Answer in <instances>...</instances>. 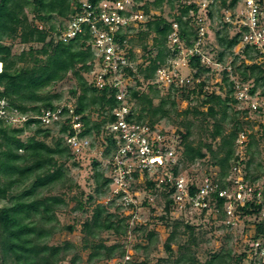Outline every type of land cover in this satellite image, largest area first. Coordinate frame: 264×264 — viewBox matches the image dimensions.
<instances>
[{"label": "trees", "instance_id": "trees-1", "mask_svg": "<svg viewBox=\"0 0 264 264\" xmlns=\"http://www.w3.org/2000/svg\"><path fill=\"white\" fill-rule=\"evenodd\" d=\"M71 1L0 0V62L2 63L0 87L3 88L0 96L6 97L9 104L21 112L37 115L41 113V110L55 107L53 99H58L59 96L56 93H49L46 88L62 81L69 73L75 81V85L69 92L76 98L75 111L80 115L84 126L82 135L95 139L100 136L104 125L114 121L115 117L111 114V110L117 105V101L114 89L109 87L98 89L93 82L88 83L85 79L84 74L91 70L94 58L89 44V34L87 32L79 34L68 42L58 40L54 43L52 38L46 41L48 34L53 33L57 36L63 30L62 20H67L73 12ZM135 1H144V4L139 7L146 15H149L151 4L159 7L166 1L170 8H173L176 2L178 13L173 15V21L178 24L180 42L184 46H191L196 40L192 24L199 6L194 1L153 0L150 4L148 0ZM218 1L224 9L233 10L240 0ZM24 6L30 9L32 15L30 19L24 14ZM211 6L208 7L207 17L212 15ZM54 18L61 19L57 26L53 22ZM37 23L43 26L40 28ZM172 23L162 15H153L144 22V28L138 31L141 40L150 36L151 44L143 45V49H147L148 56L136 64V73H132L128 68L125 69L134 81L133 87L129 88L130 98L140 104L138 109L133 107L130 109L128 120L140 123L147 118L148 123L153 125L169 115L168 109L165 108V100L169 94L159 97L157 89L151 84H146L148 90L155 96L157 95L158 102L155 105L152 97L140 92L137 87L141 86L142 82L151 80L156 70L178 52L177 46L169 48L167 45ZM223 24V29L215 32V41L220 48L216 60L222 62L225 55H233L231 65L234 73L240 80L253 84L251 93L258 90V95L264 97V64L252 62L257 54L250 47L245 46L242 49L243 57L239 53H233L232 49L241 40V33L236 32L233 36H229L225 30L228 24L227 22ZM117 36L123 38L121 35ZM5 39L18 40L19 43L29 46L27 50L23 49L18 53H13L12 44H5L3 42ZM39 44L41 46L37 47ZM129 54L133 58V53ZM239 57H241L239 66H234L235 60ZM245 60L251 63H245ZM188 65L195 69L194 77H199L210 69L209 66L201 63L199 55L189 58ZM222 74L224 85L227 87L225 95L222 97L215 92L206 94L200 103L201 106L206 105L205 111L194 106L176 113V103L174 100L170 101V110L176 115L202 116V123H205L206 116L211 118L209 137L212 140L218 138L215 149L211 144L203 143L200 139L195 143L190 138L191 123H184L185 131L181 134L180 142L182 146L180 163H194L208 152L211 155V164L219 167L218 179L222 186H224L223 179L227 176L228 170L236 162L243 163L244 180L251 184L258 179L255 170L260 168L259 162L251 168L253 157L257 153L258 142L253 137L254 135L249 133L248 142H245L244 147L247 159L239 160V156L235 154L236 140L246 131L237 114H245L247 110L229 113L231 110L229 103L237 101L232 95L233 82L229 80L227 72L223 71ZM203 85V82H200L197 91L193 88L188 92L183 91L184 88L181 86L179 88L170 86L169 93L172 89L180 91V98L186 100L195 92L200 95ZM93 112L97 114L99 121L90 120ZM32 122L35 124L33 129L30 128ZM226 125L229 126L226 127ZM26 129L33 130V133L22 139ZM64 132L65 127H60L58 133ZM49 136L51 144L46 142ZM63 142L60 136L52 137L50 128H43L38 121L29 120L21 127H11L0 121V264H59L69 255L73 256L70 264H75L78 259V254L72 252L76 249L73 242L64 240L57 244L49 243L51 236L60 230L56 212L59 207L66 205V202L61 195L42 194V190H48L55 185H63L68 180L66 163L68 159L73 158V155ZM109 150L110 147H107L105 154ZM71 163L72 165L78 164L75 159H72ZM92 164L94 192L102 195L107 190L110 179L97 169L98 162L93 161ZM176 167L177 165L172 168L173 172L177 170ZM133 175L137 177L136 173ZM145 183L146 188L155 190V182L146 180ZM195 189L194 185L190 186L191 192ZM170 191L172 192L173 189L171 188ZM261 194L263 197L261 203L253 201L238 208L239 217H251L261 211L264 206V183H262ZM164 197H167L165 211L169 215V207L173 204V200L168 197V194ZM92 199L91 196L88 197V201ZM223 205L224 199L217 198L215 207L222 223L226 217ZM78 207H81V203H78ZM117 208L120 209L121 205L118 204ZM128 217L120 212H109L106 205L96 204L94 206L90 216L81 223V233L86 241L82 248L89 249L88 260L93 258L109 260L125 256L124 243L116 239L112 244H106L99 235L102 232H110L117 237L125 236L129 229ZM161 219L165 217L162 216ZM170 222L171 224L166 225L170 231L164 241L165 247L174 243L177 235L182 234L188 237L177 244L178 253L175 258H159L156 264H251L246 259L248 248L246 244L243 252L239 254L233 253L231 249H220L209 253L203 261L199 260L195 251L198 245L195 235L196 227L182 220L175 219ZM255 228L250 239H254L262 231L263 224L256 223ZM139 230L141 231L142 227H139ZM155 236L156 231L154 230L146 232L147 245L154 241ZM145 247L147 246H143ZM131 264H147V262L132 260Z\"/></svg>", "mask_w": 264, "mask_h": 264}, {"label": "rangeland", "instance_id": "rangeland-1", "mask_svg": "<svg viewBox=\"0 0 264 264\" xmlns=\"http://www.w3.org/2000/svg\"><path fill=\"white\" fill-rule=\"evenodd\" d=\"M153 0H148L149 4ZM183 1V0H181ZM198 6V2L200 0H192ZM260 5V9L262 12V16H264V0H257ZM141 5L144 4V1H140ZM242 0H240L237 5L233 8V10L224 9L219 4V1L214 0V2L210 5V10L212 12L211 17H207V11L201 12L200 15L204 17L203 21L199 24L203 28V31H206V37L202 40L201 49L203 52V60L202 62L204 65L210 67L209 71L202 73L199 77H194L193 74L195 73L194 68H190L188 65V57H183V53L177 52L174 57L167 59L164 64L175 67V71L182 77L188 78L192 82H188L181 85H163V84H156L154 83V79L147 80L142 82V85L137 87L140 89V92L147 94L149 97H152L153 104H157L158 99L157 95L155 96L153 92L149 91L146 84L153 85V88L157 89L159 97H165L169 94V97L166 98L165 108L168 109L169 115L157 121L155 124L150 125L148 123V119H144V121L140 122L141 124L152 128L154 134L160 132L161 146L162 151H173L174 156L177 159V170L173 172L175 177H182L184 182L188 183L189 185H194L198 188L203 180L207 178L209 181L213 183H219V167L216 165L211 164L212 159L210 158L211 155L206 152L205 156L202 159L196 160L194 163L182 164L180 163L181 154H182V146L181 142V134L184 133V123L190 122L191 134L190 138L193 142H197L198 139L201 142H207L211 144L212 148L215 149L217 144V139L212 140L209 137V130L212 119L207 117L205 118V123H202L201 117L194 115H188L184 117L182 115H176L175 112L170 110V101L174 100L176 103L175 109L176 113L180 112L181 110L187 107H197L198 109L205 111L206 105L201 106V101L206 94H210L211 92H215L220 94L222 97L225 95V91L227 87L224 85L223 82V74L222 72H227L224 67L231 66L229 72H231L230 76L227 72L228 78L233 77V79H239L234 73V68L231 65L233 55H225L223 57L222 62H218L216 60V56L220 48L216 44L215 41V32L217 30H222L224 27L223 22H225V17L227 15H231L232 19L235 20V16L237 11L241 7ZM150 12L147 17H143L141 21L137 24H133L132 27L129 29H122L121 33L128 35V41L125 47V52L133 53V58L130 57L129 61L127 62L126 67L132 71V73H136V64L143 61L147 55V49H143V45L151 44L150 36L141 40L138 35V31L144 28V22H146L149 18H152L153 15H162L168 21H173V15L177 14V3L174 2L173 8H170L169 4L164 1L159 7H155L154 5H149ZM234 12V13H233ZM24 14L27 16L28 19L31 18V12L29 7L24 6ZM199 13H197L198 15ZM228 17V16H227ZM195 19V18H194ZM61 21L59 18H54L53 22L57 26L58 23ZM66 19L62 20V28L65 27ZM194 21V20H193ZM228 25L225 27L229 36H233L236 32H240L238 27L234 24L227 23ZM195 25V24H194ZM38 27H42L41 23H37ZM193 26V25H192ZM62 32V31H61ZM60 32V34H61ZM55 34H48L46 41L52 38L53 42L59 40L61 35ZM5 44H12V52L18 53L21 50H27L28 44L19 43L18 40L12 41L10 39L3 40ZM91 46V43H89ZM167 45L169 48L170 45ZM41 46V44L37 45V47ZM92 48V46H91ZM173 48V47H172ZM244 48V47H243ZM238 48L236 45L233 49V53H239L241 57L242 49ZM181 50V49H180ZM179 50V51H180ZM255 54V53H254ZM239 57L235 60L234 66H239L240 59ZM264 58V57H263ZM254 59H252L253 62ZM92 68L88 73H85V79L88 83L94 82L96 76L98 74H102L104 72V67L100 65L97 61L96 57L92 61ZM245 63H251V61L245 60ZM228 68V67H227ZM125 71H121L117 77H123ZM127 72V71H126ZM138 77H140L138 75ZM108 80H111V76L107 77ZM133 77L130 75L126 77V79L122 80L121 83L129 82ZM142 80L141 78H139ZM133 79L129 82V88L133 87ZM200 82H203L202 86V93L198 95L196 92L191 94L188 99L184 100L180 98V91H175L172 89L169 93L170 86L179 88L180 86L184 88L183 91L188 92L189 90L195 88V91L199 89ZM131 83V86H130ZM75 85V81L71 78L70 74L68 73L66 78L62 81L56 82L46 88L47 91L51 94H58V99H53V103L55 105H60L66 103L67 105L75 106L76 105V98L75 96H71L69 90L73 88ZM109 86V85H108ZM182 89V88H181ZM258 93L259 91L256 90ZM234 97V93H232ZM125 99L128 101V106L130 109L140 107L135 99L130 98V90L127 91ZM235 99V97H234ZM263 104V103H262ZM230 111H242L246 110V106L244 103L237 101L236 103H229ZM28 114H32L30 112H25ZM237 117L240 121H242L243 128L246 132L243 134L242 144L236 143L235 145V154L239 156V160L247 159L245 157V142H248L249 137L247 136L249 133L254 135L255 140H257V153L253 157V163L251 168L256 166V163L259 162L260 168L258 167L255 170L258 179L253 182L249 183L247 180H244V165L243 163L236 162L235 165L228 170L227 176L223 179V185L226 186L231 193H235L237 191H245L247 189H259L260 200L256 203L262 202V194L261 188L262 183H264V109L253 110L249 111L247 109V113H238ZM63 120V119H61ZM91 121H99L97 114L93 112L90 116ZM110 124L108 123L104 125L103 131H101L100 136L93 139V137L84 135L88 137V140L91 142L90 150L85 148V151L81 153L75 154L71 151L73 155L72 159L78 162L77 165H72V159H68L66 166H67V182L63 185H55L48 190H42V194L49 193L54 195H61L63 196L66 205H63L58 208L56 215L59 221L60 230L54 233L51 238L49 239L50 244H57L64 240H69L73 242L76 246L72 252L78 254V259L75 261V264H131L132 260H137L138 262L145 260L147 264H156L159 258H166V259H173L177 256V244L179 242H183L188 236L187 235H177L175 237V242L170 244L169 247L164 246L165 238L167 237L170 228L166 225L170 221L173 220H182L183 222H189V224L196 227L195 235L197 237V247L195 249L196 256L199 260L203 261L211 252L218 251L220 249H231L233 253L239 254L243 252L244 245L250 239L251 235L255 232V222L258 220L257 215H253L251 217H239V210L242 205H231V210L233 216L230 218L232 219V224L227 225L226 221L227 218L225 217L224 223L221 222L220 214L215 211L210 210H198L192 208L186 198L179 200L177 198L176 190L170 191L172 188V183H162L157 181V185L155 186V190L152 191L150 188H146V180H156L153 176V172L156 170L151 171H143L138 168L135 163L136 161L133 160L134 165L132 170H130V174L126 177L125 183V190L133 196L132 198L135 200V206L123 204L124 201L120 198V196L112 193V190L115 188V185L111 183L108 184L107 190L102 195H97L94 192V180H93V173L94 167L92 162H98V170H101L105 177H108L110 180L114 178L115 172L112 170L111 165H108L109 157L112 155L110 154L111 147L110 143L112 134L109 131ZM62 122L54 124L43 125V128H50L51 136L52 137H62L65 138L66 133H58V130L62 126ZM206 125L208 127H206ZM11 127H21L23 124L15 123L8 125ZM35 124H30V128L33 129ZM229 125H226L228 127ZM84 128V126L82 125ZM33 133V130L26 129L24 134L22 135V139H25L27 136ZM109 141V142H108ZM47 143L51 144L50 136L46 140ZM64 143V142H63ZM114 143V142H113ZM65 144V143H64ZM110 147V150L107 154H105V149ZM179 161V162H178ZM175 165V166H176ZM134 170V171H133ZM134 173L137 174V177H134ZM173 176V178H174ZM156 178H158L156 176ZM228 183V184H227ZM156 184V183H155ZM242 188V189H241ZM171 192V193H168ZM168 194V197L172 198L173 204L169 207V215L165 211V202L166 198L164 195ZM91 196L93 199L88 201V197ZM78 203H81V207H78ZM96 204L106 205L108 207L109 212L113 213H121L124 216H129L127 222L129 224V229L125 236L117 237L110 232H102L99 237L105 241L106 244H112L118 239L121 243L125 244L127 255L129 256L128 260L124 259L123 257H115L109 260L105 259H90L88 260V252L89 249L82 248L86 241L83 239V235L81 233V223L85 220V218L89 217L92 209ZM118 204L121 205V208L118 209ZM264 206L262 207V210ZM264 211V210H263ZM204 213V214H203ZM162 216L165 219H161ZM136 227V229H134ZM139 227H142V230H139ZM134 229V230H133ZM154 230L156 231V236L154 241L147 245V239L145 237L146 232ZM199 232V233H198ZM143 246H147L143 248ZM136 247V249H135ZM134 254V256H132ZM247 256V251H246ZM73 256L69 255L66 256V259L59 264H70V259Z\"/></svg>", "mask_w": 264, "mask_h": 264}, {"label": "built area", "instance_id": "built-area-1", "mask_svg": "<svg viewBox=\"0 0 264 264\" xmlns=\"http://www.w3.org/2000/svg\"><path fill=\"white\" fill-rule=\"evenodd\" d=\"M213 2L214 0H200L198 2L199 9L197 13L199 14L195 16L192 24L196 40L191 46H184L180 42L178 24L176 22L172 23V31L168 35V44L171 48L177 46L178 52L183 53V57H188V62L189 58L194 55H199L200 61L204 62L201 45L203 44L202 40L206 37V31H203V28L199 26L204 19L200 13H205L207 7ZM140 3L135 0H72L71 8L73 12L69 15L59 38L62 42H68L77 35L87 32L94 58L96 57L100 65L104 67V72L98 74L93 83L98 89L109 87L115 90L117 105L111 110V114L115 119L109 128L113 135L111 138L112 143H110L113 148L110 151L112 155L108 161V165H111L112 170L115 172L113 180H110V183L112 182L115 185L112 193L114 196H120L124 201L123 204L135 206L136 202L132 198L133 196L124 188L126 177L131 173L130 170L134 165L133 160H135V165L143 171L156 170L153 172L156 180H152L156 185L157 181L160 184L172 183V189L176 190L177 198L179 200L186 198L192 208L202 211L211 209L215 212L217 210L215 207L217 198H223V209L227 218L226 224L230 225L233 222L232 219L230 220L233 216L231 205L243 206L253 201L258 202L260 200V190L249 188L245 191L231 193L226 187L227 185L220 186L218 183H213L205 178L201 185L191 192V185L184 182L182 177L173 175L171 169L177 164V159L173 151H162L160 132L154 134L152 128L127 119L130 106H128L125 97L129 90V82L132 79L127 83H121L122 80L130 76L125 70L130 59L128 51L125 52L128 35L125 34L126 31L121 33V30H127L133 24L139 23L144 16L147 17L139 7L141 6ZM241 7L242 9L240 8L236 13L235 20L232 19L231 15H227L225 22L238 27L241 33V40L237 44L238 48L245 46L252 48L257 54L253 62L264 64V16H262L260 5L257 0H242ZM117 35H121L123 38L121 39ZM0 64L1 72L2 63L0 62ZM173 65L163 64L160 66L152 78L154 83L181 85L192 82V80L180 76ZM230 68V65L224 67L229 76L231 74L228 71ZM121 71H125L122 73L123 77L116 78L115 76L119 75ZM109 76H111V80H108L107 77ZM230 81L233 82V93L236 101L244 103L249 111L264 109V97L259 96L256 91L251 93L253 86L251 82L233 79V77L230 78ZM2 91L3 88L0 87V92ZM29 120L38 121L41 126L51 123L56 125L62 122L61 127H65L64 134L66 133L65 138H63L65 145L75 154L85 151V148L90 150L91 142L88 137L82 135L83 123L80 120V115L75 111V106L66 103L58 104L53 109L41 110L40 114H28L9 104L6 97L0 96L1 122L11 125L15 123L24 124ZM31 124H34V122ZM243 137V134H240L236 143L242 144L243 140L241 138ZM263 210L259 211L257 214L258 220L255 222V224H263L262 231L254 239H249L246 242L248 246L246 259L251 264H264ZM128 258L126 252L124 259L128 260Z\"/></svg>", "mask_w": 264, "mask_h": 264}, {"label": "bare ground", "instance_id": "bare-ground-1", "mask_svg": "<svg viewBox=\"0 0 264 264\" xmlns=\"http://www.w3.org/2000/svg\"><path fill=\"white\" fill-rule=\"evenodd\" d=\"M0 66H1V64H0Z\"/></svg>", "mask_w": 264, "mask_h": 264}]
</instances>
